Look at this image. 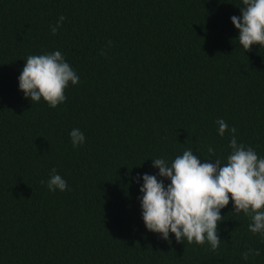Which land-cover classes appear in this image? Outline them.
I'll use <instances>...</instances> for the list:
<instances>
[{
    "label": "trees",
    "instance_id": "1",
    "mask_svg": "<svg viewBox=\"0 0 264 264\" xmlns=\"http://www.w3.org/2000/svg\"><path fill=\"white\" fill-rule=\"evenodd\" d=\"M241 6L0 0V264H264V238L231 201L212 251L148 231L137 199L138 174L162 179L152 159L192 149L202 163H225L233 127L264 158V47L239 44L230 18ZM54 51L80 81L50 108L26 99L18 77L27 56ZM74 128L85 136L75 148ZM52 168L68 190L41 184ZM250 248L260 255L244 260Z\"/></svg>",
    "mask_w": 264,
    "mask_h": 264
},
{
    "label": "clouds",
    "instance_id": "2",
    "mask_svg": "<svg viewBox=\"0 0 264 264\" xmlns=\"http://www.w3.org/2000/svg\"><path fill=\"white\" fill-rule=\"evenodd\" d=\"M240 16L230 19L238 30V42L245 52L253 45L264 47V0H241ZM60 16L55 26H50L55 35L63 21ZM111 41L108 42L111 45ZM103 54V51L101 52ZM19 90L31 102L43 100L50 108H56L66 101L65 90L69 84L77 85L80 77L66 62L60 51L40 55H29L18 77ZM218 134L223 136L229 126L223 119L216 121ZM229 142L230 153L226 162L208 159L202 163L192 149L184 150L171 163L163 158L152 159L157 175L143 174L137 197L142 209V219L148 231L158 233L164 240L173 234L177 242L187 241L203 246L210 245L216 251L221 243L219 223L224 220L221 210L230 201L237 215L243 213L249 219L248 230L264 238V158L250 146L238 143L236 128ZM73 147L85 142V136L78 128L69 133ZM208 152L214 155L209 147ZM164 180L170 181L165 185ZM51 192L68 190L67 181L52 168L49 178L41 180ZM259 256L258 249H248L242 258Z\"/></svg>",
    "mask_w": 264,
    "mask_h": 264
}]
</instances>
